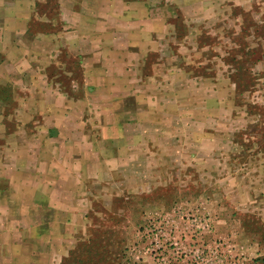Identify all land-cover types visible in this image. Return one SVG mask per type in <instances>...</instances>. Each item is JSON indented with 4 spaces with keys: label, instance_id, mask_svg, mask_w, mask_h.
Segmentation results:
<instances>
[{
    "label": "rangeland",
    "instance_id": "rangeland-1",
    "mask_svg": "<svg viewBox=\"0 0 264 264\" xmlns=\"http://www.w3.org/2000/svg\"><path fill=\"white\" fill-rule=\"evenodd\" d=\"M14 4L0 148L36 180L18 191L25 229L0 200V264H264V0H45L28 13L35 73L4 43ZM106 20L122 48L93 61Z\"/></svg>",
    "mask_w": 264,
    "mask_h": 264
},
{
    "label": "crops",
    "instance_id": "crops-1",
    "mask_svg": "<svg viewBox=\"0 0 264 264\" xmlns=\"http://www.w3.org/2000/svg\"><path fill=\"white\" fill-rule=\"evenodd\" d=\"M45 0H21L19 2V0H15V4H14V9L13 12H15V14L18 12L22 13L19 15H14L13 17H11V19L7 20V23L9 22L10 27L16 28V29H21V31H19V36H17V38H14L13 40H10V42L6 41L4 43H8L11 48L13 49H17V52L19 53L20 56H22V61H24L23 63H21V66L24 67L26 69V71L28 73H35V64H32V62H30L29 64V58L33 57L34 55L39 57L38 62H45L47 61L46 59L42 60V54L39 53L35 48L32 47V45L34 44L35 40L34 38H29L26 37V32H27V28L29 25V21H30V16L28 15V13H31L34 11L35 6L40 5L44 2ZM5 7V6H4ZM97 7H94L93 11L97 10ZM3 8V7H2ZM108 11H110L111 8L106 7ZM78 9V8H77ZM24 12V13H23ZM72 14H76L71 16V21H73V26H68L67 29L71 28L74 29L75 31L81 29L80 25L78 26L76 24V18L75 16H79L83 11L81 10V8L78 9V12L76 11H72ZM78 13V14H77ZM115 21H120L118 19V17L115 18ZM119 24L113 25L112 27H119ZM66 29V26L64 25V31ZM98 29V35L99 36H95V40H93V47L95 50H99L100 52H94V57H93V61H97V62H101V61H107L108 58L107 56L110 55L109 53H105L103 54L102 50H109L111 48L104 46L105 44H110L112 43V45H117L116 47H121V42L120 39H113L112 37L108 38L105 37L104 35L107 32V29H110L108 26V20H106V22L103 23H99L97 25L96 30ZM104 37V38H103ZM45 41L51 42V40L44 36L43 37ZM112 38V40H110ZM85 39V40H84ZM2 40V39H1ZM80 41H85V43L87 42V38H81L79 37V39H75L73 38L72 40V44L73 45H77L79 46L81 44ZM120 42V43H119ZM31 46V48L28 50V46ZM20 47H24V52L21 53L19 51ZM82 48V47H81ZM81 48H77L81 49ZM48 49L50 50L51 47H48ZM28 50V51H27ZM16 54V53H15ZM14 54V55H15ZM47 52L45 54H43V56H47ZM13 57L10 56V58L8 59H12L11 61H17L16 59H18V56L15 55ZM48 56H50V54H48ZM55 56H51L50 58L53 59ZM120 61L126 60L123 59L122 57H119ZM7 61V60H6ZM20 61V62H22ZM18 68L20 69V65L18 66ZM50 122V120H49ZM51 136L56 135L55 133H49ZM59 151V150H58ZM55 152V151H54ZM0 179L5 181L6 187L5 189H0V200L1 198H6L7 200H9V204L12 206L13 210L12 212H10L9 214V218L11 219V221L15 222L16 225V231L18 232V226H20L22 223V227L25 229L26 228V223L23 222L24 220H29L28 219V215L26 214H17L16 210H15V206L17 204H22L23 202L26 204V206L29 204V197H25V198H21L18 197V191L20 190H24L27 189L28 187H30L31 185H33L35 183V175L32 174L33 170H31V168L28 169V167H26L27 164H25L23 161V152L20 149H13L12 148V152L8 153L7 150L5 149V147L0 148ZM22 167H25V169H28L27 171H29L27 173V177L23 180L21 179V177L19 176V171ZM63 168L59 167V166H54L53 168H47V169H41V174H43V177L47 174V173H51L53 174L50 178L51 180H54V175L55 173H63L64 171L62 170ZM23 170V169H22ZM24 171V170H23ZM26 171V170H25ZM29 174V175H28ZM58 174V175H59ZM37 180L40 179L39 177H36ZM35 179V180H34ZM42 182V181H41ZM53 181H51V183H49L47 185V188L52 185ZM39 184V182H38ZM44 185V182H42V186ZM60 186V184H58V187ZM32 200V199H31ZM43 202V200H42ZM28 209V207L26 208ZM6 212L1 211L0 210V221H4L2 219V216L5 214ZM20 222V224H19ZM25 223V224H24ZM18 235V233H17Z\"/></svg>",
    "mask_w": 264,
    "mask_h": 264
}]
</instances>
